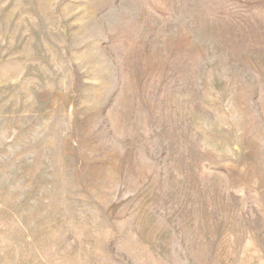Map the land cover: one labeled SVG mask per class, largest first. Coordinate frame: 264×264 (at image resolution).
Wrapping results in <instances>:
<instances>
[{
  "label": "rangeland",
  "instance_id": "obj_1",
  "mask_svg": "<svg viewBox=\"0 0 264 264\" xmlns=\"http://www.w3.org/2000/svg\"><path fill=\"white\" fill-rule=\"evenodd\" d=\"M0 264H264V0H0Z\"/></svg>",
  "mask_w": 264,
  "mask_h": 264
}]
</instances>
